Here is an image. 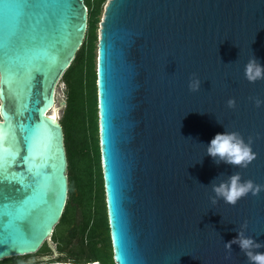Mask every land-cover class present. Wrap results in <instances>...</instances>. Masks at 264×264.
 <instances>
[{"label":"water","instance_id":"1","mask_svg":"<svg viewBox=\"0 0 264 264\" xmlns=\"http://www.w3.org/2000/svg\"><path fill=\"white\" fill-rule=\"evenodd\" d=\"M86 18L83 0H0V261L35 254L65 206L63 132L47 113ZM97 26L113 264H247L237 245L225 259L224 243L247 222L246 236L264 244V191L213 205L210 184L240 172L264 185V104L252 99L264 101V80L244 77L252 55L264 66V0H107ZM193 74L198 92L188 88ZM224 131L251 138L257 158L246 169L205 154Z\"/></svg>","mask_w":264,"mask_h":264},{"label":"trees","instance_id":"2","mask_svg":"<svg viewBox=\"0 0 264 264\" xmlns=\"http://www.w3.org/2000/svg\"><path fill=\"white\" fill-rule=\"evenodd\" d=\"M106 1L83 0L87 8L83 41L59 81L65 89L59 124L67 161V198L50 235L57 256L34 264H113L101 183L94 70L97 23ZM38 255H50L46 243L34 256ZM25 257L30 256L4 259L0 264H17Z\"/></svg>","mask_w":264,"mask_h":264},{"label":"clouds","instance_id":"3","mask_svg":"<svg viewBox=\"0 0 264 264\" xmlns=\"http://www.w3.org/2000/svg\"><path fill=\"white\" fill-rule=\"evenodd\" d=\"M244 77L250 84L264 80V66L253 55L245 64ZM188 88L190 92H198L200 90L201 81L195 77V74L190 78ZM252 99L257 108L264 104V101L259 98ZM227 107L234 109L236 101L229 99ZM216 121L221 124L218 120ZM251 145V138L245 142L239 132L224 131L222 134H216L210 141L206 147L205 154L211 157L216 165L223 163L233 168L246 169L257 158L256 153L252 151ZM216 180L210 184L211 192L213 193L210 199L213 205L222 200L229 206H235L239 200L249 194L252 197H256L264 191V185L255 184L252 180H242L240 172L233 173L226 181H221L219 184L215 183ZM246 229L247 222L240 225L237 236L234 239L224 243V249L228 254L225 259L231 258L232 245H237L246 257L247 264H264V253L258 251V249L264 247V244L257 243L252 237L246 236Z\"/></svg>","mask_w":264,"mask_h":264},{"label":"rangeland","instance_id":"4","mask_svg":"<svg viewBox=\"0 0 264 264\" xmlns=\"http://www.w3.org/2000/svg\"><path fill=\"white\" fill-rule=\"evenodd\" d=\"M100 17H101V14L99 16V20H100ZM97 28H98V26H97ZM94 70H95V56H94ZM54 95H55L54 109H55V114H56L57 121L59 122V120L61 119V116L63 114V111H64V106H60L59 102L60 101L64 102V99H65V89H64V85L61 82H59L58 85L56 86ZM46 244H47V246H48V248L50 250V255H45V256L38 255L36 257V261H44V262H46L49 259H52V258L57 256V253H56L55 248H54V244H52L51 241H48ZM35 254H33V256ZM31 256L32 255H30V257Z\"/></svg>","mask_w":264,"mask_h":264},{"label":"flooded vegetation","instance_id":"5","mask_svg":"<svg viewBox=\"0 0 264 264\" xmlns=\"http://www.w3.org/2000/svg\"><path fill=\"white\" fill-rule=\"evenodd\" d=\"M36 257L37 256L25 257L17 264H34V262H36Z\"/></svg>","mask_w":264,"mask_h":264},{"label":"bare ground","instance_id":"6","mask_svg":"<svg viewBox=\"0 0 264 264\" xmlns=\"http://www.w3.org/2000/svg\"><path fill=\"white\" fill-rule=\"evenodd\" d=\"M47 115H49L53 120H56V114H55L54 105L51 108V110L47 113Z\"/></svg>","mask_w":264,"mask_h":264}]
</instances>
